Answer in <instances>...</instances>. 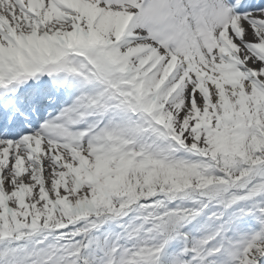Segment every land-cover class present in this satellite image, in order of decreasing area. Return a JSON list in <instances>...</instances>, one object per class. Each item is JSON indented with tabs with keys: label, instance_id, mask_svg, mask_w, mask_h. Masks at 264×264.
<instances>
[{
	"label": "snow or ice",
	"instance_id": "1",
	"mask_svg": "<svg viewBox=\"0 0 264 264\" xmlns=\"http://www.w3.org/2000/svg\"><path fill=\"white\" fill-rule=\"evenodd\" d=\"M0 264H264V0H0Z\"/></svg>",
	"mask_w": 264,
	"mask_h": 264
}]
</instances>
